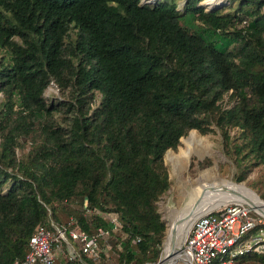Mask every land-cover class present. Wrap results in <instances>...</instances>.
I'll return each mask as SVG.
<instances>
[{"label": "trees", "instance_id": "1", "mask_svg": "<svg viewBox=\"0 0 264 264\" xmlns=\"http://www.w3.org/2000/svg\"><path fill=\"white\" fill-rule=\"evenodd\" d=\"M263 5L0 0V264L22 258L37 223L69 227V217L75 229L113 234L116 264L155 261L165 227L156 200L169 183L162 154L191 128L218 129L236 181L261 165L252 188L264 200ZM49 81L66 99L43 96ZM20 137L30 145L16 157ZM75 196L79 209L68 206ZM258 229L240 236L249 247L232 264H264ZM106 263L100 251L61 264Z\"/></svg>", "mask_w": 264, "mask_h": 264}, {"label": "built area", "instance_id": "2", "mask_svg": "<svg viewBox=\"0 0 264 264\" xmlns=\"http://www.w3.org/2000/svg\"><path fill=\"white\" fill-rule=\"evenodd\" d=\"M244 22V20H242ZM93 212V211H92ZM111 227L116 226V219L108 213ZM252 207L241 201H225L214 207L195 214L189 221L187 232L183 236L176 252L180 264H232V255L239 254L249 247L248 242L239 238L246 229L260 221ZM74 219L69 217V227H58L49 221V226L37 223L26 240L25 252L21 259H14L12 264H61L78 253L87 257H97L101 248L100 237L106 230L97 228L91 233L73 227ZM264 231L258 229L252 237L261 240ZM66 245L65 248L59 246ZM138 264H155L144 260Z\"/></svg>", "mask_w": 264, "mask_h": 264}, {"label": "rangeland", "instance_id": "3", "mask_svg": "<svg viewBox=\"0 0 264 264\" xmlns=\"http://www.w3.org/2000/svg\"><path fill=\"white\" fill-rule=\"evenodd\" d=\"M214 1L224 2V0H214ZM176 2L178 3L179 6L182 0H176ZM200 2L205 6L207 4H212L213 0H200ZM262 9H264V5L262 6ZM180 20L189 28L201 30L200 28L202 27V25H200L198 20H195L190 15H184L183 17L180 18ZM244 22L241 21L240 24ZM202 33L207 34L208 31L203 30ZM6 55L7 52H5L0 48V59L1 57L2 58L5 57ZM52 83L53 81H49L48 84L45 86L42 92L43 96L47 99L51 97H59V98L65 97L64 99H66L67 97L66 92L65 91L59 92V90H56V87ZM229 94H230V89L227 90L220 99L219 101L220 107H224L229 104L230 102ZM0 97H1V93H0ZM97 99H98V94L95 93L93 101H91V105H94L97 102ZM60 113L62 115L63 110H60L56 114H53V116L59 117ZM210 127L211 129L205 133H200L193 128L188 129L186 133L179 136L178 143L176 144L175 148L173 149L166 148L162 154V160L166 167L169 183L166 190L163 191L156 200L157 210L165 226L164 235L159 250L160 253H161V248L163 250L162 247L164 246L163 241L165 238L166 229H168L169 221L176 213L181 214L186 209H190L187 203H186L187 205L184 204V202L186 201L185 196L187 194L188 189H191L192 186L197 185L196 181H193L191 184H188L187 182H185L184 184L182 182H179L180 179H186L187 177H190L191 179L193 178L195 179L198 176V172L205 169H209L212 176H219L226 180H232L233 182L236 183L245 184L255 194H257L255 190L252 188V186L253 184L258 185L256 180L258 179V176L261 175L263 171V167L261 165L251 167V169L246 172L243 179L236 181L235 175L239 169L236 166L234 160L232 159V156L224 152L218 129L212 124L210 125ZM232 131L233 130H231V132ZM17 141H18V145L14 149L15 156L21 157L23 154H25V152L29 148L30 140L29 138L26 137H20L18 138ZM198 149H204L205 152L201 156H198ZM168 151L173 153L169 158H168ZM176 169L179 170V175L175 173ZM196 199L197 198L192 197L188 201V203L189 202L193 203ZM68 206L73 209H79L81 206L80 198L77 196L73 197L70 200ZM102 215L106 219L109 217L108 213H103ZM260 221L264 223V217L260 216ZM186 232L187 229L183 233V235L177 239L176 241L177 244L175 248L176 250H177V245L180 244ZM114 240H115V236L113 234H106L105 236L100 237L98 241V244L101 248V252L104 253V255L106 256V262H107L106 264H116L113 255L107 251L110 243ZM59 246L61 248L66 247L64 243H60ZM176 250H174V252H176ZM174 264H180V263L176 261L174 262Z\"/></svg>", "mask_w": 264, "mask_h": 264}, {"label": "bare ground", "instance_id": "4", "mask_svg": "<svg viewBox=\"0 0 264 264\" xmlns=\"http://www.w3.org/2000/svg\"><path fill=\"white\" fill-rule=\"evenodd\" d=\"M214 2L213 0L212 3ZM175 173L179 175V170L176 169ZM193 181H196L197 185L188 189L185 196L186 201L184 202V204H188L190 209H186L181 214L176 213L168 223L160 264H174V262L180 259L179 254L171 249L176 248V241L186 231L190 219L202 210L225 201L248 200L264 217V202L245 184L226 180L219 176H212L209 169L198 172V176L195 179L187 177L186 179L179 180V182L184 184L185 182L191 184ZM192 197L197 199L193 203H188ZM174 219H176V222L173 224Z\"/></svg>", "mask_w": 264, "mask_h": 264}, {"label": "water", "instance_id": "5", "mask_svg": "<svg viewBox=\"0 0 264 264\" xmlns=\"http://www.w3.org/2000/svg\"><path fill=\"white\" fill-rule=\"evenodd\" d=\"M257 195V194H256ZM262 200V199H261ZM263 201V200H262ZM241 202L247 204L248 206L252 207L258 214L261 215V213L254 208V206L248 201V200H242ZM264 202V201H263ZM262 216V215H261ZM263 217V216H262ZM176 222V219L173 220V224ZM171 231H173V229H171ZM166 234V233H165ZM163 247V246H162ZM171 250H176V249H171ZM161 252H162V248H161ZM160 253V252H159ZM162 261V254L160 253L158 258L155 261V264H160V262ZM188 264V263H185Z\"/></svg>", "mask_w": 264, "mask_h": 264}]
</instances>
